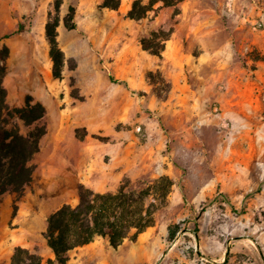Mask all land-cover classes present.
I'll use <instances>...</instances> for the list:
<instances>
[{
  "label": "rangeland",
  "instance_id": "rangeland-1",
  "mask_svg": "<svg viewBox=\"0 0 264 264\" xmlns=\"http://www.w3.org/2000/svg\"><path fill=\"white\" fill-rule=\"evenodd\" d=\"M228 1L229 20L244 27L234 30L231 45L245 87L229 93L224 110L203 92L199 45L180 24L183 6L190 11L194 0H184L179 14L158 2L141 19L128 17L135 0H120L117 9L105 0H0L7 100L22 107L30 97L46 109L22 128L45 129L33 182L21 197L0 194L12 216L25 196H38L20 243L0 237V264H12L17 247L37 255L38 264H59L44 234L48 216L76 205L80 185L139 191L163 176L173 185L159 197L153 225L116 248L95 235L69 252L66 264H264V0ZM71 5L77 27L69 30L63 20ZM55 18L60 77L46 34ZM159 28L174 29L173 41L156 56L141 40ZM82 171L94 188L80 181Z\"/></svg>",
  "mask_w": 264,
  "mask_h": 264
},
{
  "label": "trees",
  "instance_id": "trees-1",
  "mask_svg": "<svg viewBox=\"0 0 264 264\" xmlns=\"http://www.w3.org/2000/svg\"><path fill=\"white\" fill-rule=\"evenodd\" d=\"M184 0H135L128 12L131 19H141L160 2L166 7H173L175 14L180 13L179 5ZM120 0H105V7L117 9ZM59 5H57V9ZM76 7L71 5L63 20L66 29L77 27ZM60 21L55 18L46 26L47 39L50 44V56L54 63V73L60 77L64 56L59 47L58 27ZM174 29L159 28L152 32L150 38H143L144 50L161 56L165 43L170 39ZM8 48L0 52V194L10 192L21 197L25 188L33 182L35 166L33 159L40 151V141L45 134L43 127H36L27 133L22 128H31L42 120L46 109L41 103H32L27 98L22 107L11 106L7 100V90L3 86L6 74L5 60ZM161 185L163 192H158ZM173 185L168 176H163L156 185L145 189L129 190L124 187L118 192H95L84 185L79 188V201L76 205L64 204L48 216L45 238L54 252L59 264H66L67 255L79 246L93 241L95 235H101L116 248L123 239L132 241L147 227L154 224V212L159 197L167 198ZM161 195V196H160ZM40 258L28 249L17 247L12 264H38Z\"/></svg>",
  "mask_w": 264,
  "mask_h": 264
},
{
  "label": "crops",
  "instance_id": "crops-1",
  "mask_svg": "<svg viewBox=\"0 0 264 264\" xmlns=\"http://www.w3.org/2000/svg\"><path fill=\"white\" fill-rule=\"evenodd\" d=\"M228 2V0H194L190 11H188V6H183V20L180 22L184 25L183 28L189 30L187 39L199 45L200 51L197 59L201 63L203 92L207 94V98L219 101L224 110L229 108V93H244L245 87L244 75L237 66L231 45L235 36L234 30L244 27L229 20L231 14L226 6ZM176 35L177 32L173 38H176ZM172 41L171 39L168 43ZM168 43L164 53L167 51ZM231 99L233 102L239 101V96H231ZM218 119L219 121L217 119L216 121L221 123L222 119ZM85 172L82 171L84 177H81L80 181L94 188L95 183ZM76 173H79L78 170ZM36 199L38 196L32 194L25 196L18 202V209L13 216L11 202L8 198L0 203V237L6 239L5 244L20 243L19 237L30 232L25 227L24 221L33 215ZM11 238H13L12 241Z\"/></svg>",
  "mask_w": 264,
  "mask_h": 264
},
{
  "label": "built area",
  "instance_id": "built-area-1",
  "mask_svg": "<svg viewBox=\"0 0 264 264\" xmlns=\"http://www.w3.org/2000/svg\"><path fill=\"white\" fill-rule=\"evenodd\" d=\"M217 110H218V107L215 105V106L213 107V111H214L215 113H217ZM221 126H225V124H224V123H221Z\"/></svg>",
  "mask_w": 264,
  "mask_h": 264
}]
</instances>
